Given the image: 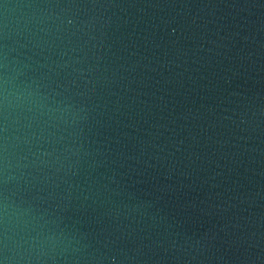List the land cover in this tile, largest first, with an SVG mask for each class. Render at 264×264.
<instances>
[{"label": "water", "instance_id": "1", "mask_svg": "<svg viewBox=\"0 0 264 264\" xmlns=\"http://www.w3.org/2000/svg\"><path fill=\"white\" fill-rule=\"evenodd\" d=\"M0 65L32 264H264V0H0Z\"/></svg>", "mask_w": 264, "mask_h": 264}, {"label": "clouds", "instance_id": "2", "mask_svg": "<svg viewBox=\"0 0 264 264\" xmlns=\"http://www.w3.org/2000/svg\"><path fill=\"white\" fill-rule=\"evenodd\" d=\"M0 67L6 68V65H0ZM8 82L9 78L6 74L0 75V106L4 108L9 105L10 96L19 99L27 91V89H20L16 92H10ZM29 95H31V92H29ZM2 131H4V128L0 127V132ZM46 154L41 153V155ZM4 180L7 182V177ZM14 207L15 205L11 204L6 196L0 199V264H32L33 251L37 248V245H43L52 242L54 239H64L65 237H54L45 232L33 236L26 231V224L24 227H20L19 231H16V225L12 223V216L10 215V209ZM41 252L42 249L36 252V260L40 259ZM109 264H115V257L110 258Z\"/></svg>", "mask_w": 264, "mask_h": 264}]
</instances>
